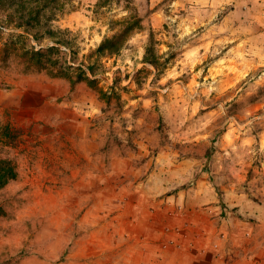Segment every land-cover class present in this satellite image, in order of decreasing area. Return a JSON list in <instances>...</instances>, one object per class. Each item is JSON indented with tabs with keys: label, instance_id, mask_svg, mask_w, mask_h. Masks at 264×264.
<instances>
[{
	"label": "rangeland",
	"instance_id": "374dc122",
	"mask_svg": "<svg viewBox=\"0 0 264 264\" xmlns=\"http://www.w3.org/2000/svg\"><path fill=\"white\" fill-rule=\"evenodd\" d=\"M174 2L96 0L129 14L81 58L84 0H0V264H264V0Z\"/></svg>",
	"mask_w": 264,
	"mask_h": 264
},
{
	"label": "clouds",
	"instance_id": "9594fccd",
	"mask_svg": "<svg viewBox=\"0 0 264 264\" xmlns=\"http://www.w3.org/2000/svg\"><path fill=\"white\" fill-rule=\"evenodd\" d=\"M77 0H73V3L75 4ZM157 0H151V3L147 5V7H153ZM96 3V0H84L83 6L80 8V11L75 13L73 19L78 18L79 23H69L67 20H63L60 22L59 26L61 28L67 27L71 29V34L74 36L76 45L79 46L80 52H81V58L85 53H88L90 50L95 49L98 47L101 42L105 39V37L111 38L117 29H109V25L107 23L108 18L113 19H120L122 17L127 16L129 13L126 10H123V4L121 3V6L119 8L113 7L110 12L107 13V16L104 18H97L94 17L91 11H87L86 9L91 8ZM136 3L141 6V14H143V4L144 0H136ZM173 12L175 13L177 8L184 7L183 4L177 2L172 3L171 5ZM166 19H175V16L166 18ZM11 31V29L7 30ZM19 31V30H17ZM180 33V37H183L187 34L186 30H183V22H181L180 28L177 29ZM46 43H51L47 41ZM148 43V32L145 30L142 33H137L136 35L132 36L130 39L127 40V44L134 46L135 51L132 53H129L127 49L124 50L125 55L122 57V62L118 65L120 68H124L125 64H131L133 61L128 59L129 55H132L135 57L137 61H139L140 57L144 53V46ZM165 49L160 48L158 49V52H164ZM69 63L72 64V66L75 68L79 65V60L73 63L72 61H69ZM181 63L184 64V67H181L179 71H177L175 68L170 69L169 75H180L182 73H191L193 76V85H195V78L201 76V73L203 72V69L201 68L198 71L193 72V68L197 61H181ZM148 68H151V65H147ZM127 71H132V68H128ZM151 79V77H149ZM206 88L205 95L211 93L214 90V84L213 83H205L203 85ZM191 91H195L194 87L190 88ZM189 105L187 103H184L180 107V111L178 113L179 116L183 117L179 119L178 125H181L184 123V119H188V116H184V112L187 110ZM193 111H195V108H193ZM202 127V126H201ZM228 136H232V133L230 132ZM228 136L225 137L226 140H228ZM235 137H233L234 139ZM245 143H248L245 141ZM225 152L224 156H229L228 149L231 148L232 152L236 151V145L232 144L229 140L228 144L225 146Z\"/></svg>",
	"mask_w": 264,
	"mask_h": 264
},
{
	"label": "trees",
	"instance_id": "16d2710c",
	"mask_svg": "<svg viewBox=\"0 0 264 264\" xmlns=\"http://www.w3.org/2000/svg\"><path fill=\"white\" fill-rule=\"evenodd\" d=\"M115 41V40H114ZM113 40H108L104 43V45L100 46L98 48V52H104L105 50H108V52L112 53L117 50L116 44ZM51 50H54V48H51ZM50 49L48 50H38L33 51L34 57H39V59H42L50 53ZM156 67V63H152ZM6 128V127H5ZM4 128V129H5ZM15 171L14 167L11 165L10 161L7 159H0V187L5 186L10 180L15 178Z\"/></svg>",
	"mask_w": 264,
	"mask_h": 264
},
{
	"label": "crops",
	"instance_id": "0c3cea01",
	"mask_svg": "<svg viewBox=\"0 0 264 264\" xmlns=\"http://www.w3.org/2000/svg\"><path fill=\"white\" fill-rule=\"evenodd\" d=\"M193 191H194V194H196L197 196L202 195V194H204V193L207 192L206 189L200 188L199 185H198L197 189H195V190H193ZM208 191H209V190H208ZM183 196H184V195H180V196H179V199H181Z\"/></svg>",
	"mask_w": 264,
	"mask_h": 264
}]
</instances>
